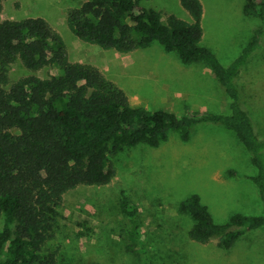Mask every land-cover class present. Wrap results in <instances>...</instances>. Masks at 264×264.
Instances as JSON below:
<instances>
[{"label": "trees", "instance_id": "16d2710c", "mask_svg": "<svg viewBox=\"0 0 264 264\" xmlns=\"http://www.w3.org/2000/svg\"><path fill=\"white\" fill-rule=\"evenodd\" d=\"M7 1L0 0V13ZM143 1L85 0L70 9L68 22L81 41L105 50L130 53L159 43L177 53L184 65L205 62L229 96L231 112L134 107L124 89L97 66L72 61L63 36L45 18L0 22V264H55L54 254L44 258L42 252L55 237L69 191L110 184L117 175L113 156L125 148L157 147L172 132L189 140L201 124L229 128L249 151L257 173L245 178L255 184L264 205V140L242 106L236 83L241 69L262 47L264 30H255L242 54L226 67L201 45V0H180L191 21L171 15L167 23ZM244 13L264 21V0H247ZM16 62L32 72L50 68L54 73L45 78L28 75L10 85L9 69ZM122 207L130 218L129 238L137 241L138 209L127 197ZM180 210L193 220L192 240L205 244L221 235L226 250L248 231L264 227V214L237 213L224 224L216 223L199 194L185 199Z\"/></svg>", "mask_w": 264, "mask_h": 264}, {"label": "rangeland", "instance_id": "374dc122", "mask_svg": "<svg viewBox=\"0 0 264 264\" xmlns=\"http://www.w3.org/2000/svg\"><path fill=\"white\" fill-rule=\"evenodd\" d=\"M85 0H9L0 13L7 19L43 17L63 36L70 59L97 66L128 94L134 107L183 113L229 114L230 98L205 62L184 65L178 54L159 44L130 53L105 50L81 41L68 22L70 9ZM204 7L201 45L228 67L251 41L264 21L244 13L247 0H201ZM163 21L171 15L191 21L180 0H145ZM262 47L241 69L236 83L241 103L255 131L264 140V36ZM50 68L28 70L21 62L9 69L10 85L28 75L48 77ZM117 175L108 185H81L69 191L60 208L62 218L54 239L42 255L55 264H264V227L248 231L224 249L221 235L201 244L191 239V217L181 203L199 194L216 223L237 213L259 216L264 205L255 184L245 178L257 173L252 156L227 127L201 124L185 140L172 132L157 147L140 144L113 156ZM233 171L236 175L229 174ZM124 197L136 205L141 223L137 241L130 240V218ZM4 219L0 218V231ZM135 249V250H134Z\"/></svg>", "mask_w": 264, "mask_h": 264}, {"label": "crops", "instance_id": "0c3cea01", "mask_svg": "<svg viewBox=\"0 0 264 264\" xmlns=\"http://www.w3.org/2000/svg\"><path fill=\"white\" fill-rule=\"evenodd\" d=\"M204 16V15H203ZM202 24H203V22H202Z\"/></svg>", "mask_w": 264, "mask_h": 264}]
</instances>
